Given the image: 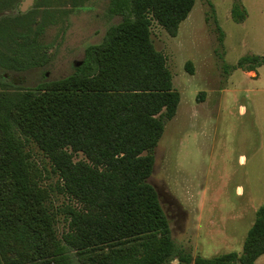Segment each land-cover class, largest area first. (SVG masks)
<instances>
[{"label":"trees","instance_id":"16d2710c","mask_svg":"<svg viewBox=\"0 0 264 264\" xmlns=\"http://www.w3.org/2000/svg\"><path fill=\"white\" fill-rule=\"evenodd\" d=\"M86 1L69 0L74 8ZM15 2L0 0V13ZM194 3L108 0V13L120 21L85 49L71 74L29 89L0 83V264H76L69 250L80 264H255L264 255V205L240 253L192 258L173 242L148 181L152 152L180 101L151 27L176 36ZM230 14L235 22L247 16L238 1ZM27 17L0 18V66L36 64L40 46L29 37ZM215 26L221 47L223 33ZM262 65L264 57L245 56L224 70ZM186 68L192 72L191 63ZM50 175L56 182H47ZM55 192L74 204L57 209ZM60 215L67 227L59 235Z\"/></svg>","mask_w":264,"mask_h":264},{"label":"rangeland","instance_id":"374dc122","mask_svg":"<svg viewBox=\"0 0 264 264\" xmlns=\"http://www.w3.org/2000/svg\"><path fill=\"white\" fill-rule=\"evenodd\" d=\"M235 1L246 11L242 22L231 18ZM23 3L16 0L0 13V18L28 14L33 21L29 37L40 46L34 66H0V83L18 89L71 74L85 49L99 44L120 21L108 13V0H88L76 8L69 0H33L21 10ZM215 25L223 33L221 47ZM151 40L164 55L180 94L176 113L165 122L152 152L148 179L172 240L192 258L240 253L255 213L264 205V65L254 75L242 69L227 74L224 65H235L245 56L264 57V0H195L176 36L153 23ZM34 151L36 161L48 170L47 159ZM49 177L48 183L56 182V176ZM52 199L57 209L74 204L56 192ZM59 219L60 235L67 223L63 215ZM69 253L74 263H81ZM255 264H264V255Z\"/></svg>","mask_w":264,"mask_h":264},{"label":"water","instance_id":"95a60500","mask_svg":"<svg viewBox=\"0 0 264 264\" xmlns=\"http://www.w3.org/2000/svg\"><path fill=\"white\" fill-rule=\"evenodd\" d=\"M32 2H33V0H26L25 3L22 4V9H21V10H25L26 7H27V4H30V3H32ZM74 64H75V65H79L80 62H77V63H74Z\"/></svg>","mask_w":264,"mask_h":264},{"label":"crops","instance_id":"0c3cea01","mask_svg":"<svg viewBox=\"0 0 264 264\" xmlns=\"http://www.w3.org/2000/svg\"><path fill=\"white\" fill-rule=\"evenodd\" d=\"M252 75H254V72L253 71H250Z\"/></svg>","mask_w":264,"mask_h":264},{"label":"flooded vegetation","instance_id":"af4514ba","mask_svg":"<svg viewBox=\"0 0 264 264\" xmlns=\"http://www.w3.org/2000/svg\"><path fill=\"white\" fill-rule=\"evenodd\" d=\"M25 1H26V0H24V3H25ZM20 9H22V8H20Z\"/></svg>","mask_w":264,"mask_h":264}]
</instances>
